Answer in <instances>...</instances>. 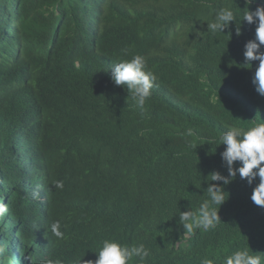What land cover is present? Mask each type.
Segmentation results:
<instances>
[{"label": "trees", "instance_id": "trees-1", "mask_svg": "<svg viewBox=\"0 0 264 264\" xmlns=\"http://www.w3.org/2000/svg\"><path fill=\"white\" fill-rule=\"evenodd\" d=\"M261 2L0 0V264L95 261L105 239L143 243L148 258L130 264H220L240 248L264 257L258 177L223 186L215 228L179 221L222 185L212 172L228 175L218 137L264 122L258 61L240 67L256 27L242 14ZM221 8L236 22L212 32ZM135 54L156 76L143 115L111 79Z\"/></svg>", "mask_w": 264, "mask_h": 264}, {"label": "clouds", "instance_id": "clouds-1", "mask_svg": "<svg viewBox=\"0 0 264 264\" xmlns=\"http://www.w3.org/2000/svg\"><path fill=\"white\" fill-rule=\"evenodd\" d=\"M254 0H246L247 5H252ZM242 20L249 25L255 24V38L248 40L244 45V63L240 67H248L253 61H258L252 83L255 91L264 97V0L257 3L252 9L248 7L243 12ZM236 22V14L229 8H221L216 14L214 21L208 24L212 32H223L230 22ZM236 35H241V29L237 27ZM111 79L116 86H123L131 97L134 105L140 109L143 115L146 101L151 96V89L154 87L156 76L153 72L146 70L147 62L144 56L135 54L131 59L121 60L112 68ZM183 135L192 137L195 132L192 128L185 130ZM220 143L225 145L221 152L223 164L227 168V176L218 171L212 172L211 183L207 187L209 199L201 203L198 213L191 210L180 211L179 221L188 233L194 229L210 230L216 227L221 221L218 214L219 210L212 205L220 206L225 202L223 193L224 185L236 179L237 175L241 180L247 181L252 185L258 177L259 182L253 188L251 201L264 207V122L255 123L247 129L230 127L218 137ZM212 143L211 141H209ZM189 147H195L189 142ZM239 162L238 167L234 164ZM56 188H63L62 181H56ZM8 212L6 204H0V216ZM51 231L58 239H63L64 232L61 231V224L55 221L51 224ZM95 261L77 260L76 264H130L134 258L145 261L149 256V250L143 243L139 245H124L112 239L102 241V246L96 252ZM201 264H213L212 260L203 259ZM220 264H264V257L252 254L248 248H240L225 254Z\"/></svg>", "mask_w": 264, "mask_h": 264}]
</instances>
